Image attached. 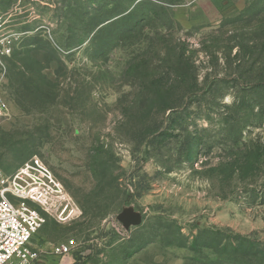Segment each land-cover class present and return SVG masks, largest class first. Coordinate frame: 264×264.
I'll return each mask as SVG.
<instances>
[{"label":"rangeland","instance_id":"rangeland-1","mask_svg":"<svg viewBox=\"0 0 264 264\" xmlns=\"http://www.w3.org/2000/svg\"><path fill=\"white\" fill-rule=\"evenodd\" d=\"M0 39V169L39 158L79 211L36 264H264V0H0Z\"/></svg>","mask_w":264,"mask_h":264},{"label":"built area","instance_id":"built-area-1","mask_svg":"<svg viewBox=\"0 0 264 264\" xmlns=\"http://www.w3.org/2000/svg\"><path fill=\"white\" fill-rule=\"evenodd\" d=\"M11 54L10 42L0 39L1 59ZM7 105L0 97V117ZM45 215L56 221L71 222L79 215L52 171L39 158L33 157L13 173L0 169V264H36L40 250L30 243L45 223ZM70 246L57 247L56 255H65Z\"/></svg>","mask_w":264,"mask_h":264},{"label":"trees","instance_id":"trees-1","mask_svg":"<svg viewBox=\"0 0 264 264\" xmlns=\"http://www.w3.org/2000/svg\"><path fill=\"white\" fill-rule=\"evenodd\" d=\"M159 97H161V96H159ZM165 108H171V109H173L172 107H165ZM232 131L234 132V130H232ZM155 132L156 131H153L152 132V135ZM166 133L167 132L165 131L164 134H166ZM198 143H199V141H198V139L196 138L195 135H192L190 133H186L185 134L184 141L182 143L183 148H184V150H183L184 152L183 153L185 155V159H187L188 161H191L192 160V157H193V155L195 153L193 150L198 147ZM260 149H261V146H259L255 151L258 152V151H260ZM263 149H264V146H262V150ZM252 152L250 151V153H252ZM243 244H246V246H248L249 249L255 247V245H256L255 242L252 241V240H245ZM243 244H240L238 246L233 247L232 248V251L234 253L239 254L240 256H245V254H243L242 251H241V249L244 248V245Z\"/></svg>","mask_w":264,"mask_h":264},{"label":"water","instance_id":"water-1","mask_svg":"<svg viewBox=\"0 0 264 264\" xmlns=\"http://www.w3.org/2000/svg\"><path fill=\"white\" fill-rule=\"evenodd\" d=\"M116 218L125 230H128L130 227L139 226L142 222L141 214L134 211L132 207L123 209Z\"/></svg>","mask_w":264,"mask_h":264}]
</instances>
